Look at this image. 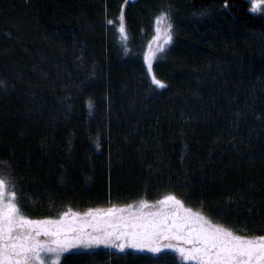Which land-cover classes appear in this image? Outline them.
Listing matches in <instances>:
<instances>
[{
    "label": "trees",
    "instance_id": "trees-1",
    "mask_svg": "<svg viewBox=\"0 0 264 264\" xmlns=\"http://www.w3.org/2000/svg\"><path fill=\"white\" fill-rule=\"evenodd\" d=\"M122 1L0 0V174L33 218L173 192L214 223L264 234V12L248 0H128L125 43ZM168 7L158 88L142 51ZM62 264L178 258L101 248Z\"/></svg>",
    "mask_w": 264,
    "mask_h": 264
},
{
    "label": "snow or ice",
    "instance_id": "snow-or-ice-1",
    "mask_svg": "<svg viewBox=\"0 0 264 264\" xmlns=\"http://www.w3.org/2000/svg\"><path fill=\"white\" fill-rule=\"evenodd\" d=\"M249 10L264 12V0H250ZM123 19L122 6L117 30L126 43ZM153 28L157 44L145 52L144 60L152 83L162 88L165 81L154 74L153 59L173 40L170 7L154 16ZM98 245L152 254L170 249L178 264H264V234L241 235L230 226L214 223L202 209L187 207L173 192L155 201L141 198L84 212L69 208L55 217L33 218L24 212L15 183L0 174V264H62L69 249Z\"/></svg>",
    "mask_w": 264,
    "mask_h": 264
},
{
    "label": "rangeland",
    "instance_id": "rangeland-1",
    "mask_svg": "<svg viewBox=\"0 0 264 264\" xmlns=\"http://www.w3.org/2000/svg\"><path fill=\"white\" fill-rule=\"evenodd\" d=\"M130 1V0H129ZM128 0H123L122 1V3H121V7H120V13H119V17H118V20H117V28H118V25H119V23H120V15H121V11H122V6H123V18H124V10H125V6H126V3H128L129 2ZM132 1H136V0H132ZM249 1V4H250V0H248ZM131 2V1H130ZM124 23V22H123ZM152 26H153V24H152ZM155 33H154V28L152 27V34H151V36H150V38L148 39V41L146 42V44H145V46H144V48H143V51H142V58H143V62H144V66H145V70H146V74H147V76H148V78L151 80V76L149 75V73H148V70H147V65H146V63H145V60H144V55H145V52L146 51H149L150 50V46L151 47H155L156 46V44H157V41L156 40H153L152 39V37H153V35H154ZM119 39V42H121V38H118ZM171 44V43H170ZM170 44H168L167 46H166V48L165 49H167V47H169V45ZM164 49V50H165ZM162 53V52H161ZM161 53H157V55L154 57V59H153V62L155 61V60H157V59H159V56L161 55ZM101 248H104V249H107V250H113V251H119V250H117V249H115V248H112V247H108V246H105V245H98V246H95V247H90V248H82V247H77V248H73V249H69V251L67 252V253H71V252H76V251H85V252H89V251H94V250H98V249H101ZM126 249H129V250H134V249H132V248H126ZM147 250H145V252H146ZM148 252V251H147ZM67 253H65V254H67ZM64 254V255H65ZM176 255V254H175ZM186 263H190V264H193V262H186Z\"/></svg>",
    "mask_w": 264,
    "mask_h": 264
}]
</instances>
